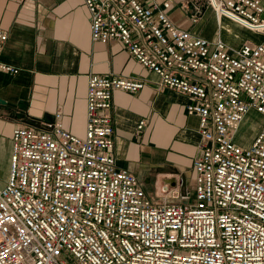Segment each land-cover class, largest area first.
<instances>
[{
	"label": "built area",
	"instance_id": "2783aa9c",
	"mask_svg": "<svg viewBox=\"0 0 264 264\" xmlns=\"http://www.w3.org/2000/svg\"><path fill=\"white\" fill-rule=\"evenodd\" d=\"M191 2L192 20L205 4L218 24L229 19L262 40L230 48L219 35L193 34L169 18L171 0H83L93 41L118 40L159 88L188 98L200 135L192 192L152 200L116 165L112 94L144 82L90 74L83 137L59 112L11 131L0 264H264V120L249 144L234 140L249 110L264 117L263 2ZM7 39L0 28V52ZM0 70L19 71L1 60Z\"/></svg>",
	"mask_w": 264,
	"mask_h": 264
},
{
	"label": "crops",
	"instance_id": "0c3cea01",
	"mask_svg": "<svg viewBox=\"0 0 264 264\" xmlns=\"http://www.w3.org/2000/svg\"><path fill=\"white\" fill-rule=\"evenodd\" d=\"M171 1L169 18L193 34L223 38L220 27L231 23L241 34L228 47L252 41L251 31L233 21L222 18L218 24L205 4L199 5L194 21L192 0ZM0 28L8 33L0 60L19 69L16 74L0 70V188L9 176L13 127L39 126L59 112L64 128L83 137L87 77L113 74L144 82L138 91L112 94L116 165L134 174L152 200L179 201L171 194L192 192V160L200 135L198 116L185 111L188 98L159 88V76L142 67L118 40L93 41L83 0H0ZM139 121L144 124L137 130Z\"/></svg>",
	"mask_w": 264,
	"mask_h": 264
},
{
	"label": "rangeland",
	"instance_id": "374dc122",
	"mask_svg": "<svg viewBox=\"0 0 264 264\" xmlns=\"http://www.w3.org/2000/svg\"><path fill=\"white\" fill-rule=\"evenodd\" d=\"M215 18V17H214ZM222 32L224 33L223 40L225 43L230 45L234 44L238 36H240V32L236 31L234 26L231 23H223L222 27H220ZM263 36L251 31L249 34V39L254 42H259L262 40ZM263 121V117L261 114L256 112L255 110H249L244 117L243 122L241 123L239 129L234 134L235 142L239 144H243L246 139L254 132L257 128L260 127ZM67 261L71 264H74L73 258L70 256L67 257Z\"/></svg>",
	"mask_w": 264,
	"mask_h": 264
}]
</instances>
